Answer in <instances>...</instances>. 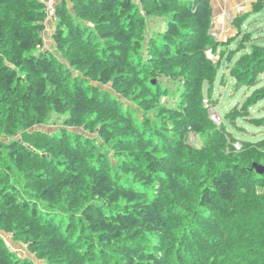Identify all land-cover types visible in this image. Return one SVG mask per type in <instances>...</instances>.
Segmentation results:
<instances>
[{
	"label": "trees",
	"instance_id": "obj_1",
	"mask_svg": "<svg viewBox=\"0 0 264 264\" xmlns=\"http://www.w3.org/2000/svg\"><path fill=\"white\" fill-rule=\"evenodd\" d=\"M47 1L0 0V233L32 256L0 234V264H264V140L210 118L222 58L250 44L229 72L232 94H251L224 120L264 125L248 14L222 41L213 0H59L46 49ZM164 81L178 84L174 106Z\"/></svg>",
	"mask_w": 264,
	"mask_h": 264
},
{
	"label": "rangeland",
	"instance_id": "obj_2",
	"mask_svg": "<svg viewBox=\"0 0 264 264\" xmlns=\"http://www.w3.org/2000/svg\"><path fill=\"white\" fill-rule=\"evenodd\" d=\"M54 21L51 17L47 20V30L44 34L45 36V46L46 49H51L54 46L52 40V33L54 30ZM159 22H156L158 25ZM162 24L163 29L166 28L165 23ZM241 30L243 33L250 32L253 36L254 41L252 43H257L259 45L264 46V11L259 13H254L246 22L242 25ZM217 39H222L219 35L213 34ZM231 38H235L234 36ZM240 38L236 40H232L229 51L236 50L239 46ZM228 40V39H227ZM250 52V44H248L247 48L241 51H236L232 60H228L227 55L222 58L220 63V67L218 70V74L216 80L214 82V90H213V97L218 100L217 106L214 108L216 113L219 114L222 118L223 123L225 124L227 130L231 132L234 137L241 141H252L256 142L258 140L264 139V125H256L249 121L240 119L237 121V126H232L227 124L224 120V115L229 112L233 107L238 104H242L246 98V95H250L251 91H247L246 89H242L241 91L237 92L236 94H232L233 86L235 84V80L231 77L229 72V67L233 66L235 61L243 54ZM227 53V54H228ZM234 53L232 52V55ZM209 57L214 61L217 62L219 56H214L209 52ZM224 79V82L222 80ZM163 86L170 90V95L165 97V101L169 106H174L176 102L179 100V93H177L178 84L176 83H169L168 81L163 82ZM207 92V88L205 90ZM252 117L261 119L264 118V100L261 101L253 110H252ZM63 120L64 117H61ZM61 125L59 122L57 124L54 122H50L48 125H42L36 127L37 130L46 132V133H53L54 131L60 129ZM73 131L81 133L82 135L88 138H94L95 135H92L88 132H85L83 129H74ZM207 138L203 135L195 136L194 133H191L188 142L192 146H196L197 148H201L205 145ZM108 155L111 156V150L106 148ZM131 179H127L130 181ZM3 238L5 239L6 243L10 246V248L15 251L19 256L23 258H32L31 254L27 251V248L18 242L13 241L11 235H6L0 233Z\"/></svg>",
	"mask_w": 264,
	"mask_h": 264
},
{
	"label": "crops",
	"instance_id": "obj_3",
	"mask_svg": "<svg viewBox=\"0 0 264 264\" xmlns=\"http://www.w3.org/2000/svg\"><path fill=\"white\" fill-rule=\"evenodd\" d=\"M252 5L253 0H213L212 33L219 35L222 38L219 40L222 41L230 39L233 36H237L238 29L234 26L233 22L238 16L246 14H248V18L246 20H248L254 14L252 11Z\"/></svg>",
	"mask_w": 264,
	"mask_h": 264
},
{
	"label": "built area",
	"instance_id": "obj_4",
	"mask_svg": "<svg viewBox=\"0 0 264 264\" xmlns=\"http://www.w3.org/2000/svg\"><path fill=\"white\" fill-rule=\"evenodd\" d=\"M58 1L59 0H48L46 2L47 10H48V18L51 17L53 19L54 15H55V5L57 4ZM205 103H207V100H205ZM210 118L217 126H220L222 124L221 116L216 113V111L213 107L210 109ZM235 148L237 150H240L241 144L236 143Z\"/></svg>",
	"mask_w": 264,
	"mask_h": 264
},
{
	"label": "water",
	"instance_id": "obj_5",
	"mask_svg": "<svg viewBox=\"0 0 264 264\" xmlns=\"http://www.w3.org/2000/svg\"><path fill=\"white\" fill-rule=\"evenodd\" d=\"M254 169L257 171L258 174H264V166L254 164Z\"/></svg>",
	"mask_w": 264,
	"mask_h": 264
}]
</instances>
